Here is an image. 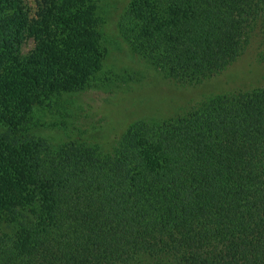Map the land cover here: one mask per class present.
I'll list each match as a JSON object with an SVG mask.
<instances>
[{
    "label": "trees",
    "instance_id": "16d2710c",
    "mask_svg": "<svg viewBox=\"0 0 264 264\" xmlns=\"http://www.w3.org/2000/svg\"><path fill=\"white\" fill-rule=\"evenodd\" d=\"M35 6L0 0V264H264V86L133 124L112 147L53 144L30 131L33 113L92 82L102 13L118 5ZM119 17L132 49L180 83L249 49L264 60V0H128Z\"/></svg>",
    "mask_w": 264,
    "mask_h": 264
},
{
    "label": "rangeland",
    "instance_id": "374dc122",
    "mask_svg": "<svg viewBox=\"0 0 264 264\" xmlns=\"http://www.w3.org/2000/svg\"><path fill=\"white\" fill-rule=\"evenodd\" d=\"M35 8V0H23ZM101 5L104 0H97ZM102 13L101 65L92 82L78 91H63L48 102V114L30 131L53 144L69 140L88 145L112 147L114 140L140 122L157 123L184 114L190 107L217 93L264 86V60L249 49L221 73L191 84L167 77L136 53L117 25L123 5ZM36 45L33 37L23 40L21 54ZM43 139V138H42Z\"/></svg>",
    "mask_w": 264,
    "mask_h": 264
}]
</instances>
